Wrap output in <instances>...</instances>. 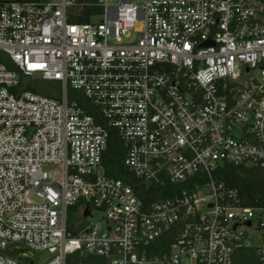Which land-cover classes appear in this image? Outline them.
<instances>
[{
    "label": "built area",
    "instance_id": "1",
    "mask_svg": "<svg viewBox=\"0 0 264 264\" xmlns=\"http://www.w3.org/2000/svg\"><path fill=\"white\" fill-rule=\"evenodd\" d=\"M0 53V264H264L241 230L264 236V207L217 176L264 178V0H0ZM114 138L177 192L146 204L108 175Z\"/></svg>",
    "mask_w": 264,
    "mask_h": 264
},
{
    "label": "trees",
    "instance_id": "2",
    "mask_svg": "<svg viewBox=\"0 0 264 264\" xmlns=\"http://www.w3.org/2000/svg\"><path fill=\"white\" fill-rule=\"evenodd\" d=\"M99 12V8L92 7L83 10L84 16L72 18L75 23H87L90 21L89 16L92 13ZM0 59L11 66V61L4 53H0ZM37 80H40L38 82ZM28 89L42 93L46 96L59 98V84L51 81L45 83L41 79H33L29 82ZM72 98L78 99L92 113L94 109L89 108L88 101L85 100L80 93L75 90L70 91ZM125 150L118 138L112 139L108 153L105 156L108 175L127 179L138 191L140 197L146 204L151 203L160 198L171 196L177 192L180 186L167 183L165 186L146 185L139 179L124 169ZM217 176L224 181L229 190H236L240 199V205L245 207H264V178L255 168L247 166H234L227 164L224 168L217 172Z\"/></svg>",
    "mask_w": 264,
    "mask_h": 264
},
{
    "label": "rangeland",
    "instance_id": "3",
    "mask_svg": "<svg viewBox=\"0 0 264 264\" xmlns=\"http://www.w3.org/2000/svg\"><path fill=\"white\" fill-rule=\"evenodd\" d=\"M142 26L139 25L137 27V31L141 30ZM136 33V32H135ZM38 82H40V80H37ZM45 83H50L51 81H44ZM98 215V214H96ZM241 230H247V244L253 245V246H260L263 247L264 246V236L261 234L260 231L255 230V229H249L244 227H241ZM49 255L46 252H40L36 254V264H44L46 258Z\"/></svg>",
    "mask_w": 264,
    "mask_h": 264
},
{
    "label": "water",
    "instance_id": "4",
    "mask_svg": "<svg viewBox=\"0 0 264 264\" xmlns=\"http://www.w3.org/2000/svg\"><path fill=\"white\" fill-rule=\"evenodd\" d=\"M88 214H89V212L86 213V215H88ZM249 224H250V222H249ZM17 250H18L17 257L21 260H23L26 256H29V257L33 256V253L31 251H29L25 248H22L20 246L17 247ZM29 264H34V262L31 261V262H29Z\"/></svg>",
    "mask_w": 264,
    "mask_h": 264
},
{
    "label": "flooded vegetation",
    "instance_id": "5",
    "mask_svg": "<svg viewBox=\"0 0 264 264\" xmlns=\"http://www.w3.org/2000/svg\"><path fill=\"white\" fill-rule=\"evenodd\" d=\"M16 252H18V250L16 249Z\"/></svg>",
    "mask_w": 264,
    "mask_h": 264
}]
</instances>
